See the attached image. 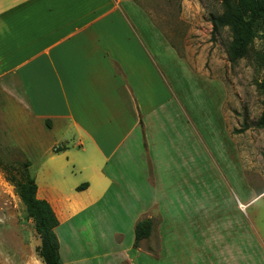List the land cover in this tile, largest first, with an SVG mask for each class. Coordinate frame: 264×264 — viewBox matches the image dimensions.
<instances>
[{
	"label": "rangeland",
	"instance_id": "374dc122",
	"mask_svg": "<svg viewBox=\"0 0 264 264\" xmlns=\"http://www.w3.org/2000/svg\"><path fill=\"white\" fill-rule=\"evenodd\" d=\"M140 6L155 27L156 53L168 71L148 142L138 133L142 170L135 179L137 194L114 189L103 207L63 222L56 231L62 264H72L69 246L79 264H119L110 229L127 228L134 210L153 201L160 210L146 218L153 219L154 228L167 217L180 229L182 237L172 240L173 253L191 252L193 239L202 254L213 256L195 258L199 263L264 264V127L259 126L264 111V19L257 24L248 54L233 61L228 49L234 31H214L213 26V19L224 13L223 0H142ZM21 133L20 123L0 124V264H45L18 184L25 170L35 175L46 147L57 150L54 142H20ZM145 160L152 168L149 183ZM121 200L130 201L134 210L104 206L120 205ZM78 220H83L82 230L76 232ZM191 221L200 222L199 231ZM157 232L141 246L159 255L163 242ZM134 234V229L127 232V245ZM163 260L158 264H165ZM136 263L149 264L147 257L136 258Z\"/></svg>",
	"mask_w": 264,
	"mask_h": 264
},
{
	"label": "crops",
	"instance_id": "0c3cea01",
	"mask_svg": "<svg viewBox=\"0 0 264 264\" xmlns=\"http://www.w3.org/2000/svg\"><path fill=\"white\" fill-rule=\"evenodd\" d=\"M141 1L0 0V124L20 123V142H54L59 147L57 152L52 146L43 150L32 177L38 198L51 204L60 225L103 207L114 189L137 194L135 179L142 170L138 133L148 142L168 71L158 59L155 27H150ZM145 163L149 183L152 168ZM121 202L104 206L134 210L130 201ZM159 208L153 201L134 210L127 228L110 229L119 264H137L139 257H147L149 264L164 257L165 264H202L195 258H213L202 254L193 239L191 252L173 253L172 240L182 236L167 217L150 236L159 231L162 254L141 246L150 237L136 247L134 234L127 245V232L135 233L136 224ZM82 222L75 224L76 232ZM190 223L196 231L202 227L199 221ZM69 247L72 264H79ZM60 253L62 257L61 243Z\"/></svg>",
	"mask_w": 264,
	"mask_h": 264
},
{
	"label": "trees",
	"instance_id": "16d2710c",
	"mask_svg": "<svg viewBox=\"0 0 264 264\" xmlns=\"http://www.w3.org/2000/svg\"><path fill=\"white\" fill-rule=\"evenodd\" d=\"M224 13L213 19L214 31L230 27L235 33V39L229 46L231 60L237 61L250 51L257 36V24L264 19V0H223ZM264 94V80L260 84ZM48 125L50 122L48 121ZM259 126L264 127V111L259 120ZM59 147L56 148L58 151ZM27 168V167H26ZM19 195L25 204L29 216L34 220L37 233L40 236L38 255L45 264H62L60 241L56 228L60 225L57 214L51 204L38 198V186L35 179L24 172L23 181L19 182ZM82 184L79 188L86 187ZM154 228L152 218H143L135 226V246L138 247L144 239H148Z\"/></svg>",
	"mask_w": 264,
	"mask_h": 264
},
{
	"label": "bare ground",
	"instance_id": "6f19581e",
	"mask_svg": "<svg viewBox=\"0 0 264 264\" xmlns=\"http://www.w3.org/2000/svg\"><path fill=\"white\" fill-rule=\"evenodd\" d=\"M68 246H69V245H68ZM69 248H70V247H69ZM70 251H71V249H70ZM66 253H68L67 250H66ZM70 253H71V252H70ZM70 253L68 254L69 256L71 255ZM66 257H67V255H66ZM67 258L69 259V258H71V256H70V257H67Z\"/></svg>",
	"mask_w": 264,
	"mask_h": 264
}]
</instances>
